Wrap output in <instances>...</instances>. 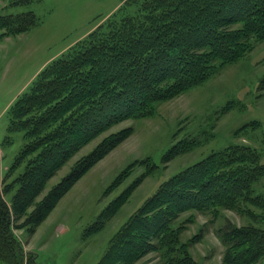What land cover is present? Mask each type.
Wrapping results in <instances>:
<instances>
[{
	"label": "trees",
	"instance_id": "16d2710c",
	"mask_svg": "<svg viewBox=\"0 0 264 264\" xmlns=\"http://www.w3.org/2000/svg\"><path fill=\"white\" fill-rule=\"evenodd\" d=\"M119 1L86 36L48 61L7 109V130L22 131L24 142L0 179L3 264H23V259L38 264L34 253H22L12 225L19 222L33 233L72 185L131 129L104 136L39 197L49 178L81 147L120 121L149 116L159 102L202 83L264 41V0ZM37 22L32 10L0 14V31L16 35ZM197 143H174L164 161ZM261 159L255 147L235 143L174 173L115 231L97 264H133L153 251L160 252L161 264H196L187 247L201 234L180 242L184 224L176 221L183 212L216 216L223 209L251 222L227 221L218 228L222 264L257 263L264 256V195L256 194L253 184L264 174ZM143 161L148 162H138ZM136 184L107 204L90 233L113 217ZM14 187L6 201L4 194Z\"/></svg>",
	"mask_w": 264,
	"mask_h": 264
},
{
	"label": "rangeland",
	"instance_id": "374dc122",
	"mask_svg": "<svg viewBox=\"0 0 264 264\" xmlns=\"http://www.w3.org/2000/svg\"><path fill=\"white\" fill-rule=\"evenodd\" d=\"M119 4V0H31L11 5L9 0H0V14L32 10L38 18L25 32L4 35L0 31V179L24 142L22 131L7 130L9 105L28 90L48 61L86 36ZM126 128L131 129L129 135L72 185L33 233L19 227V222L12 225L23 254L34 253L38 264H97L110 237L132 212L162 181L185 166L235 143L255 147L264 163V41L202 83L159 102L149 116L120 121L88 142L49 178L39 197L104 136ZM191 139L198 141L195 147L164 161V153L174 143ZM115 178L117 183L111 185ZM134 181L137 184L128 200L90 233L100 212ZM253 188L264 195V174ZM14 190L4 194L6 201ZM190 216L192 221H185ZM227 221L251 222L246 215L228 209L216 216L196 211L180 215L176 221L184 224L180 242L201 234L187 247L196 264H222L223 246L217 231ZM160 256L158 251L149 252L133 264H161ZM255 264H264V256Z\"/></svg>",
	"mask_w": 264,
	"mask_h": 264
},
{
	"label": "crops",
	"instance_id": "0c3cea01",
	"mask_svg": "<svg viewBox=\"0 0 264 264\" xmlns=\"http://www.w3.org/2000/svg\"><path fill=\"white\" fill-rule=\"evenodd\" d=\"M5 168V167H4ZM0 169H1V167H0Z\"/></svg>",
	"mask_w": 264,
	"mask_h": 264
}]
</instances>
